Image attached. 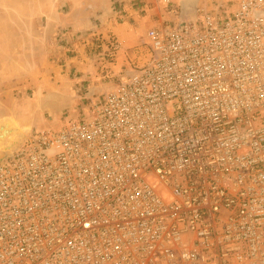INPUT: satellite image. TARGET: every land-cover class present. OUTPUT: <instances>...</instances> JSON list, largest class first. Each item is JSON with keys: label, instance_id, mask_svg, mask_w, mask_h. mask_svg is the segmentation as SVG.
Masks as SVG:
<instances>
[{"label": "built area", "instance_id": "2783aa9c", "mask_svg": "<svg viewBox=\"0 0 264 264\" xmlns=\"http://www.w3.org/2000/svg\"><path fill=\"white\" fill-rule=\"evenodd\" d=\"M160 1L117 73L96 35L108 87L0 162V264H264V0Z\"/></svg>", "mask_w": 264, "mask_h": 264}, {"label": "crops", "instance_id": "0c3cea01", "mask_svg": "<svg viewBox=\"0 0 264 264\" xmlns=\"http://www.w3.org/2000/svg\"><path fill=\"white\" fill-rule=\"evenodd\" d=\"M138 1L149 6L142 15ZM160 6V0H0V119L30 130L60 123L63 112L77 110L110 81L104 62L86 53L89 43L104 49L94 34L119 39L115 64L105 63L117 73L151 18L165 14ZM88 30L85 41L80 34Z\"/></svg>", "mask_w": 264, "mask_h": 264}, {"label": "water", "instance_id": "95a60500", "mask_svg": "<svg viewBox=\"0 0 264 264\" xmlns=\"http://www.w3.org/2000/svg\"><path fill=\"white\" fill-rule=\"evenodd\" d=\"M182 1L184 0H181L179 1V5H180V8L183 10V4H182ZM194 3H196V0H193ZM13 122V119H11L10 117H7V116H4L3 119H0V129H5V127H3L4 124L6 125H11V123ZM14 127V126H12ZM10 128L9 131H6V132H2L0 135L3 136L2 139V143H5V147L3 149V154L0 156V162H2L8 155L11 151H13L14 149H16L19 145H21V143L23 142L24 140V137H25V133H27L30 129H23V131L21 132H17L16 130H13V128ZM7 133V134H6ZM12 133H17L14 137H10V135H12ZM9 138V139H8ZM6 139H8V141L6 142Z\"/></svg>", "mask_w": 264, "mask_h": 264}, {"label": "rangeland", "instance_id": "374dc122", "mask_svg": "<svg viewBox=\"0 0 264 264\" xmlns=\"http://www.w3.org/2000/svg\"><path fill=\"white\" fill-rule=\"evenodd\" d=\"M179 2V1H178ZM204 3H206L205 5H207L208 7H211L212 6V0H206L205 2H201L199 5H203ZM93 30V32H95V30L94 29H92ZM63 32V31H62ZM89 32H91L90 30H88L85 34H80V35H82L84 38H85V41H86V39H88L89 41H90V36H86V34L87 33H89ZM93 35V34H92ZM97 35V34H96ZM96 35L94 34V36L96 37ZM89 45V46H88ZM87 46H86V48H87V50H86V53H87V55L89 56L90 54H91V58L93 59L94 58V60H96L97 62H99V60H98V57H97V54L96 53H98V52H100V50H102V49H100V47L99 46H97V44L95 45L94 43H93V45L92 46H90V43L88 44ZM89 58H90V56H89ZM102 65V64H101ZM100 65V66H101ZM102 67V66H101ZM100 67V68H101ZM102 69H105V68H103L102 67ZM98 84V83H97ZM102 84L103 85H105V87L107 88L108 87V85L110 84V83H106V82H104V81H102ZM69 114H72V112L70 111L69 112ZM12 124H16V121H14L13 120V122H12ZM59 125V123L57 124V125H55V126H58ZM21 128V127H20ZM38 129H42V128H36V129H33V130H38ZM3 144V143H2ZM1 147H2V145H1Z\"/></svg>", "mask_w": 264, "mask_h": 264}, {"label": "bare ground", "instance_id": "6f19581e", "mask_svg": "<svg viewBox=\"0 0 264 264\" xmlns=\"http://www.w3.org/2000/svg\"><path fill=\"white\" fill-rule=\"evenodd\" d=\"M182 4H183V11H187V12H190L189 10H194V8H195V6H196V3H194V1L193 0H184V1H182ZM11 123V122H10ZM12 124V123H11ZM12 126H14V127H12ZM12 126L10 125H6V124H4L3 125V127H5V129H0V134L2 133V132H6V131H9V129L12 127L13 128V130H16L17 132H22L23 131V129H25L26 130V127H21L20 128V126H18V124H17V122H16V124H12ZM10 127V128H9ZM7 134V133H6ZM17 133H12V135H10V137L12 138V137H14L15 135H16ZM2 135V134H1ZM0 135V147H1V145H2V147H3V144H2V140H4V139H2L3 138V136H1ZM9 139V138H8ZM8 139H6V142L8 141ZM5 147V146H4Z\"/></svg>", "mask_w": 264, "mask_h": 264}, {"label": "flooded vegetation", "instance_id": "af4514ba", "mask_svg": "<svg viewBox=\"0 0 264 264\" xmlns=\"http://www.w3.org/2000/svg\"><path fill=\"white\" fill-rule=\"evenodd\" d=\"M29 132V131H28ZM26 134V133H25Z\"/></svg>", "mask_w": 264, "mask_h": 264}]
</instances>
